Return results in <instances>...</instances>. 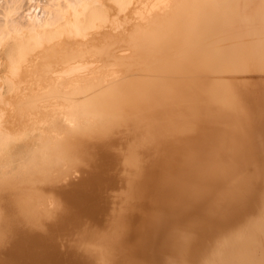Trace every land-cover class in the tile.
<instances>
[{"label": "bare ground", "instance_id": "6f19581e", "mask_svg": "<svg viewBox=\"0 0 264 264\" xmlns=\"http://www.w3.org/2000/svg\"><path fill=\"white\" fill-rule=\"evenodd\" d=\"M246 1L0 0V264H264Z\"/></svg>", "mask_w": 264, "mask_h": 264}, {"label": "rangeland", "instance_id": "374dc122", "mask_svg": "<svg viewBox=\"0 0 264 264\" xmlns=\"http://www.w3.org/2000/svg\"><path fill=\"white\" fill-rule=\"evenodd\" d=\"M245 1H246V0H241V2H239L240 4H238V5H239V9H240V11H242V13H239L240 16L237 14V15L239 16V17L237 16V20H238V21H241V19H243L242 16H241L242 14L245 15V13H243L244 10H245L244 8H246L247 6H245V5L248 4L247 1H246V3H245ZM243 2H244L245 4H244ZM241 4H242V5H241ZM243 4H244V6H243ZM234 5H235V4H234ZM242 6H243L244 8H242ZM251 7H252V6H251ZM241 9H244V10H241ZM248 9H250V8L248 7ZM246 10H247V8H246ZM246 10H245V12L247 13L248 10H247V11H246ZM240 11H239V12H240ZM240 18H241V19H240ZM242 21H243V20H242ZM246 27H247V24H246L245 22H242V23L240 22V24L237 25V29H238L239 31H242V30L244 31V29H245L244 33H245L246 30H247ZM230 29H232V28H230ZM247 32H248V30H247ZM247 32H246V33H247ZM223 33H224V31L221 32V36H222ZM230 34H231V31H230V33H228V35H230ZM235 34H236V33H235ZM242 34H243V33H242ZM244 35H246V34H244ZM216 36H220V33L218 32V35H215V37H216ZM244 37H245V39H244V38H243V39L241 38L242 40H244V41L241 40L242 43L247 44V43L249 42V43L251 44V43L255 42V40H254L253 37H250V36H248V35H246V36H244ZM246 37H247L248 39H246ZM249 37H250V38H249ZM252 38H253L254 41L251 40ZM215 39H216V38H215ZM229 40H230V41H229ZM229 40H227L228 43H231V42H232V41H231L232 39H229ZM239 40H240V38L238 39V41H239ZM247 40H248V41H247ZM250 40H251V41H250ZM241 41H240V42H241ZM245 41H246L247 43H246ZM225 42H226V41H225ZM249 43H248V44H249ZM256 49H257V48H256ZM248 61H249V60H248ZM250 62H251V61H250ZM250 62H247V63H250ZM247 63H246V64H247ZM250 64H252V65H251L252 68H253V66H255V64H254L253 62H251ZM250 64H249V65H250ZM244 65H245V64H244ZM247 67H248V64H247ZM251 67H248V68H251ZM241 68H242V67H240L239 69H241ZM243 72H245L244 68H243V71H241V73H239L240 75L237 74V73H236L235 75H237L238 77H240V76H243V75H246V74H247V73H243ZM261 73H262V74H261ZM260 74L264 76L263 71L260 72ZM258 75H259V74H258ZM213 76H218V75H213ZM222 76H228V75H222ZM194 120H196V119H193V120L191 121V125H192V123L194 122L193 125H194V126L197 125V126H195V127H197V128L200 127V128H199V130H198L197 128L192 127V126H193V125H192V126H191V129H192L193 131H192L191 129H189V131H190L191 133L188 134L189 136H191L190 138H197V136H200V135H198L197 132L200 131V129H202V130H205V129H206V128L203 129V128H204V125H205V127H206V123H204V121H201V124H200V120H199V123H195ZM196 121H197V120H196ZM197 122H198V121H197ZM203 123H204V124H203ZM202 124H203V126H202ZM202 127H203V128H202ZM194 128L196 129V131H195ZM189 131H188L187 133H189ZM193 134H194V135H193ZM195 136H196V137H195ZM202 137H203V135H202ZM78 174H79V175H77V174L75 175V174H74V176L71 175V177H72L73 179L70 177V178L67 180V182H62V183H60V184H61V185H65L66 183L68 184V182H71V181H74V180L77 181V180L79 179L78 176L81 175L80 177H82V175H83V174H80V173H78ZM75 178H76V179H75ZM77 178H78V179H77ZM69 180H71V181H69ZM74 182H75V181H74ZM63 183H64V184H63ZM57 185H59V184H57ZM59 186H60V185H59ZM112 195H113V193H112ZM111 199H113V197H112ZM46 200H47V199H46ZM113 202H114V201L112 200V204L110 203L111 206H113ZM45 203H46V202H45ZM45 203H44V205H45V207H47L48 204L46 203V204H47V205H46ZM110 204H109V205H110ZM48 207H49V208H48ZM48 207H47L46 209H49V210L51 209V210H52V209L54 208L53 206H52L53 208H51L50 206H48ZM109 208H110V207H109ZM112 208H113V207H112ZM110 209H111V208H110ZM111 210H112V209H111ZM71 236H72V239H73L72 241L69 240V238H71ZM74 236H76V234H75ZM74 236H73V234H72V235H70V237L68 236L69 238H68V237H65V238H64V241L62 240L63 238H61L62 242L59 241V243H60V246H59V247H61V245L64 244V245H66L67 248H69V249H68L69 251H70L71 249L74 248L73 250H75L76 253H78V252H79V249H80V248H77V247H78V245H77V239H78L77 237H78V236H76V237H74ZM66 238H68V239H66ZM65 239H66V243H64V242H65ZM75 239H76V240H75ZM69 241H70V242H69ZM73 241H74V244H75V243H76V244L72 247L71 244L73 243ZM67 242H68V243H67ZM59 243H58V244H59ZM61 243H62V244H61ZM68 245L71 246V249H70V247H69ZM72 245H73V244H72ZM76 245H77V247L75 248ZM64 247H65V246H64ZM64 247H63V245H62V248H64ZM64 249H65V251H67L66 248H64ZM76 249H77V250H76ZM59 250H63V249L59 248ZM80 250H82V249H80ZM62 252H64V251H62ZM71 252H72V251H71ZM80 252H82L81 255H85V256H87V254H84L83 251H80ZM80 252H79V253H80ZM65 253H66V256L69 255L67 252H65ZM79 253H78V254H79ZM62 255H63V253H62ZM63 256H65V254H64ZM67 257H68V256H67Z\"/></svg>", "mask_w": 264, "mask_h": 264}]
</instances>
